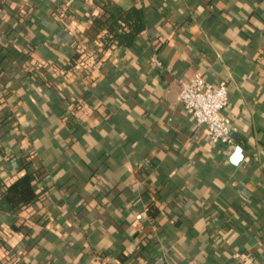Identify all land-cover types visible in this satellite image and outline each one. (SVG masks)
I'll list each match as a JSON object with an SVG mask.
<instances>
[{
  "label": "crops",
  "instance_id": "0c3cea01",
  "mask_svg": "<svg viewBox=\"0 0 264 264\" xmlns=\"http://www.w3.org/2000/svg\"><path fill=\"white\" fill-rule=\"evenodd\" d=\"M114 1L145 9L131 46L84 35L94 0H0V195L29 177L0 264H264V0ZM196 71L230 143L179 101Z\"/></svg>",
  "mask_w": 264,
  "mask_h": 264
},
{
  "label": "built area",
  "instance_id": "2783aa9c",
  "mask_svg": "<svg viewBox=\"0 0 264 264\" xmlns=\"http://www.w3.org/2000/svg\"><path fill=\"white\" fill-rule=\"evenodd\" d=\"M178 97L195 122L205 128L211 141H232L230 119L222 112L228 100L225 81L213 83L205 78L202 71H196L181 82Z\"/></svg>",
  "mask_w": 264,
  "mask_h": 264
},
{
  "label": "trees",
  "instance_id": "16d2710c",
  "mask_svg": "<svg viewBox=\"0 0 264 264\" xmlns=\"http://www.w3.org/2000/svg\"><path fill=\"white\" fill-rule=\"evenodd\" d=\"M94 1L102 8V13L92 17L90 25L84 30V35L100 37L104 48L114 45H133L138 35L146 28L145 9L135 5L124 8L114 0ZM2 120L3 118L0 117V128L4 126ZM28 178V175L24 174L6 188V192L0 195V207L12 208V205L5 204L7 201L5 198L7 199L9 191L17 186L20 187ZM34 196L31 195L32 198ZM27 202L29 201L25 203Z\"/></svg>",
  "mask_w": 264,
  "mask_h": 264
},
{
  "label": "water",
  "instance_id": "95a60500",
  "mask_svg": "<svg viewBox=\"0 0 264 264\" xmlns=\"http://www.w3.org/2000/svg\"><path fill=\"white\" fill-rule=\"evenodd\" d=\"M242 157H243V152L239 147H237L235 152L232 155L233 162L236 163V162L240 161Z\"/></svg>",
  "mask_w": 264,
  "mask_h": 264
}]
</instances>
